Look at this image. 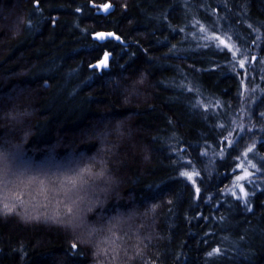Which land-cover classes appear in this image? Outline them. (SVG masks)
<instances>
[{"label": "trees", "instance_id": "16d2710c", "mask_svg": "<svg viewBox=\"0 0 264 264\" xmlns=\"http://www.w3.org/2000/svg\"><path fill=\"white\" fill-rule=\"evenodd\" d=\"M0 264H264V0H0Z\"/></svg>", "mask_w": 264, "mask_h": 264}, {"label": "snow or ice", "instance_id": "6c2138e0", "mask_svg": "<svg viewBox=\"0 0 264 264\" xmlns=\"http://www.w3.org/2000/svg\"><path fill=\"white\" fill-rule=\"evenodd\" d=\"M107 5L105 6V9H107ZM109 35H111V34H109ZM98 39H103L104 38V34H98V37H97ZM218 39V38H217ZM221 43H224L223 41H221ZM227 46V45H226ZM106 61H107V55L105 56V60L104 61H102L101 63L104 65V66H106ZM241 67H243V62H241ZM249 151H251V149H249ZM183 175H186V176H188L189 177V179H191V176L188 174V173H183ZM246 177H244V176H239V177H237V180H242V179H245ZM241 191L243 192V188L241 187ZM5 207H7V205H5ZM73 247H75V245H73Z\"/></svg>", "mask_w": 264, "mask_h": 264}, {"label": "water", "instance_id": "95a60500", "mask_svg": "<svg viewBox=\"0 0 264 264\" xmlns=\"http://www.w3.org/2000/svg\"><path fill=\"white\" fill-rule=\"evenodd\" d=\"M102 34H104V38H112V37H113V34H112V33H102ZM109 34H111V35H109ZM97 37H98V35L96 36V38H97ZM104 38H103V39H104ZM103 39H99V40H103ZM116 39L119 40L118 37H116ZM106 55H107V61H106V64H107L108 59H109V57H110V54H109V53H104L103 58H102L100 61H98V62H96L95 64H93L92 66H93V67H101V66L103 65L101 62L105 60V56H106Z\"/></svg>", "mask_w": 264, "mask_h": 264}]
</instances>
